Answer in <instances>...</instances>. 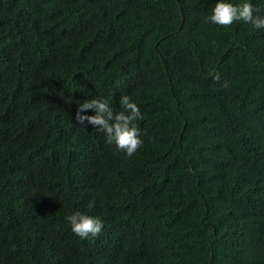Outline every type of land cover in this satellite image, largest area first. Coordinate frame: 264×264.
Wrapping results in <instances>:
<instances>
[{
    "label": "trees",
    "instance_id": "1",
    "mask_svg": "<svg viewBox=\"0 0 264 264\" xmlns=\"http://www.w3.org/2000/svg\"><path fill=\"white\" fill-rule=\"evenodd\" d=\"M217 2L0 0V264H264V30ZM123 95L130 158L76 120Z\"/></svg>",
    "mask_w": 264,
    "mask_h": 264
},
{
    "label": "clouds",
    "instance_id": "2",
    "mask_svg": "<svg viewBox=\"0 0 264 264\" xmlns=\"http://www.w3.org/2000/svg\"><path fill=\"white\" fill-rule=\"evenodd\" d=\"M258 12L248 2L234 5L225 0H219L212 8L211 14L205 20L222 28H228L236 22L251 24L254 29L264 30V16L256 15ZM217 81L219 76L214 77ZM222 87L227 88L225 82ZM122 111H114L105 99L93 98L78 105L76 120L81 125H92L98 132L104 134L105 143L113 145L118 151L127 157L134 156L142 147L140 130L136 122L143 119L139 107L130 96L123 95L119 100ZM91 110L95 114L91 116L80 113ZM66 221L74 235L81 240L97 238L103 230V222L98 217L82 214L76 211L67 216Z\"/></svg>",
    "mask_w": 264,
    "mask_h": 264
},
{
    "label": "water",
    "instance_id": "3",
    "mask_svg": "<svg viewBox=\"0 0 264 264\" xmlns=\"http://www.w3.org/2000/svg\"><path fill=\"white\" fill-rule=\"evenodd\" d=\"M182 22H183V19H182Z\"/></svg>",
    "mask_w": 264,
    "mask_h": 264
}]
</instances>
